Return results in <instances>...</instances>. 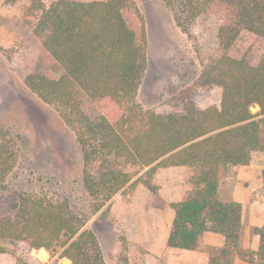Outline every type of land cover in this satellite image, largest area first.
I'll use <instances>...</instances> for the list:
<instances>
[{"label": "trees", "instance_id": "obj_1", "mask_svg": "<svg viewBox=\"0 0 264 264\" xmlns=\"http://www.w3.org/2000/svg\"><path fill=\"white\" fill-rule=\"evenodd\" d=\"M6 1L9 7L15 2ZM26 1L22 16L7 23L12 46L4 56L20 82L73 133L82 166L78 183L68 190L88 200L89 213L73 209L69 193L59 200L19 194L11 213L0 215V254L10 242L50 250L63 237L60 258L105 264L96 234L85 226L88 218L126 188L142 184L150 190L158 169L180 167L186 190L171 204L167 247L195 251L203 235L214 232L225 242L209 264H231L234 256L264 264V227L254 230L257 251L240 249L241 206L218 198L222 181L264 152V0H161L185 33L199 17H220L198 81L207 92L220 88L219 107L201 109L188 96L167 114L135 101L146 69L147 35L131 0H56L49 7L43 0ZM251 105L260 108V118L251 114ZM16 152L14 138L0 127V189ZM261 176L264 197V168ZM39 257L46 254L40 251ZM116 264L130 261L122 253Z\"/></svg>", "mask_w": 264, "mask_h": 264}, {"label": "rangeland", "instance_id": "obj_2", "mask_svg": "<svg viewBox=\"0 0 264 264\" xmlns=\"http://www.w3.org/2000/svg\"><path fill=\"white\" fill-rule=\"evenodd\" d=\"M55 1L43 0V4L49 7ZM131 1L144 18L147 35L146 69L135 101L144 109H151L159 114L174 112L181 105V100L188 96L196 98L201 109L219 107L220 88L212 87L207 92L199 86L198 81L202 68L201 59L212 47L220 17H199L190 23L188 32L185 33L176 25L171 11L162 5L161 0ZM26 7V0H15L10 7L6 0H0V127L14 138L17 149L15 165L5 180L4 188L0 189L1 216L11 213L10 205L15 203L19 194L42 193L57 200L68 196V189L80 179L82 166L73 133L52 107L43 104L20 82L5 59L4 52L12 46L7 23L20 18ZM259 111L257 105H251L250 112L255 115V119L261 117L257 116ZM247 166L262 171L264 152L254 154ZM127 170L133 172L135 169ZM234 175L222 181L223 192L233 189ZM150 183V190L142 184L137 186H141L144 192L158 195L160 185L154 181V176ZM135 189L131 191L126 188L116 194L86 221L85 226L97 236L105 264H116L122 253L130 264L144 263L146 254L143 247L137 242H129L122 222L118 218H111L108 212L112 201L129 203ZM70 196L73 209L75 207L79 213H89L87 199L74 193ZM139 201H143L141 195ZM138 213L140 219L148 222L150 218L142 210ZM136 228L138 226L131 228L132 233H135ZM262 235L264 236V230ZM64 241L62 237L50 250L31 249L19 242L6 243V251L0 254V264H16V259L27 260L31 264H70L68 259L59 257L62 251L60 246ZM40 251L46 254L45 259L39 257Z\"/></svg>", "mask_w": 264, "mask_h": 264}, {"label": "crops", "instance_id": "obj_3", "mask_svg": "<svg viewBox=\"0 0 264 264\" xmlns=\"http://www.w3.org/2000/svg\"><path fill=\"white\" fill-rule=\"evenodd\" d=\"M261 172L250 169L247 165L238 167L233 179V189L223 192L220 185L218 190L221 201H233L241 206L239 247L242 250L257 251L260 245V236L254 230L264 227V198L260 193L263 186ZM154 181L160 185L158 195L144 192L141 186H137L129 203L112 201L108 211L111 218H118L122 222L127 240L137 242L145 250L146 258L142 264H209L211 258L217 260L218 251L225 242L219 233L206 232L201 247L195 251L167 247L166 242L174 219L171 204L181 201L186 190L183 186L182 169L160 168L154 175ZM140 195L143 201H139ZM136 210H142L150 218L149 223L140 219ZM133 226H138L135 233L131 230ZM222 261L221 259L220 262ZM231 264L249 263L234 256Z\"/></svg>", "mask_w": 264, "mask_h": 264}]
</instances>
